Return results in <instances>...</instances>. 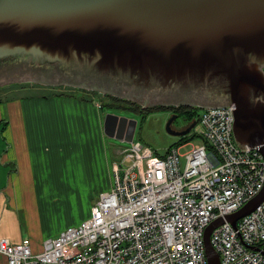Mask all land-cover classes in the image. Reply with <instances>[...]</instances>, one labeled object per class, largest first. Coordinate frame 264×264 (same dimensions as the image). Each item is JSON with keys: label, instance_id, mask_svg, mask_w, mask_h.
Masks as SVG:
<instances>
[{"label": "water", "instance_id": "obj_1", "mask_svg": "<svg viewBox=\"0 0 264 264\" xmlns=\"http://www.w3.org/2000/svg\"><path fill=\"white\" fill-rule=\"evenodd\" d=\"M264 0H0V89L68 85L141 107L232 103L241 150L264 155ZM173 115L167 130L173 129ZM137 118L108 113L105 133L133 142ZM264 200V189L237 221ZM204 235L208 264H221Z\"/></svg>", "mask_w": 264, "mask_h": 264}, {"label": "built area", "instance_id": "obj_2", "mask_svg": "<svg viewBox=\"0 0 264 264\" xmlns=\"http://www.w3.org/2000/svg\"><path fill=\"white\" fill-rule=\"evenodd\" d=\"M235 105L203 108L182 167L180 148L165 155L133 140L113 162L112 189L91 214L33 251L30 239H0L8 264H208L211 234L221 264H264V200L234 226L226 216L264 189V155L241 150L234 136ZM128 163L130 170L123 167Z\"/></svg>", "mask_w": 264, "mask_h": 264}, {"label": "rangeland", "instance_id": "obj_3", "mask_svg": "<svg viewBox=\"0 0 264 264\" xmlns=\"http://www.w3.org/2000/svg\"><path fill=\"white\" fill-rule=\"evenodd\" d=\"M111 97L117 96L68 85H16L0 89V107L3 109L10 103L11 108L21 107L23 103L27 117L49 112L59 123L56 142L49 144L42 141L37 148H34L32 143L28 144L26 154L29 159L27 162L24 158L22 164L23 169L28 168L35 172L41 186L37 188L39 190L29 191L28 199L33 198L36 202H30L27 208L24 206L23 198L27 192H23V197L20 198L24 236L29 237L34 252L43 249L44 240L49 233L77 225L88 218L100 193L106 191L103 189L108 180L111 187L107 190L112 189L114 182L112 160L120 159L118 150L130 144L105 133L106 114L112 112L128 115L129 118L136 117L138 124L135 141L153 148L160 155H164L173 145H182L187 142L180 148L182 167L192 143H201L199 136L193 138L192 133L195 134L193 129L182 136L167 130V122L172 111L166 108L171 106H139L140 109H146L141 113L130 109L131 106L136 107L131 104L136 102L122 97L118 98L128 101L125 107L118 108L114 104L111 106L114 103ZM46 99L53 100L48 104L40 101ZM185 106L196 107L195 105ZM149 108L152 110H147ZM15 114L16 110L11 109L9 112L8 107L5 117L9 119L11 115L14 119ZM186 124L187 121L179 117L174 122L173 129L178 130L180 126ZM31 135L29 132V136ZM11 145L15 148L14 141L8 140L6 148ZM127 166L128 163L124 162L123 167L130 170L131 168ZM16 168V161H11L7 166L8 174H13ZM40 199L46 204L44 205V202L38 204ZM57 235L58 233H55L53 237ZM7 262V256L0 252V264H8Z\"/></svg>", "mask_w": 264, "mask_h": 264}, {"label": "crops", "instance_id": "obj_4", "mask_svg": "<svg viewBox=\"0 0 264 264\" xmlns=\"http://www.w3.org/2000/svg\"><path fill=\"white\" fill-rule=\"evenodd\" d=\"M52 100L46 99L40 101L48 104ZM8 107L9 112H11V109L16 110L14 119L11 118V115L9 116L10 120L8 117H5V113H8ZM51 114L49 112H43L42 114L27 117L23 103L21 107L11 108V103L4 109L0 107V121L8 119V125L0 132V239L6 238L12 243H19L24 238H29L24 236L22 216L20 214V211H22L20 198L23 197V192H27L23 197L24 206L27 208L30 202H36L33 198L28 199L29 191L32 189L39 190L37 188H41V186L39 185L40 183L37 180L35 172L28 168L23 169L22 164L24 158L27 162L29 159L26 154V150L29 148L28 144L32 143V146L37 148L38 144L42 141L48 142L49 144L56 142L55 140L58 138V132L56 131L59 123L56 117ZM29 132L32 134L31 136H29ZM10 139L14 141L15 148H12V145L6 148L8 140L11 142ZM121 150L122 148L118 150L119 154ZM115 160L117 159L114 158L112 161L114 162ZM11 161H16L17 168L13 174H8L7 166ZM109 185L110 180H108L103 190L108 191L107 189L111 187ZM38 202V204H41L44 201L40 199ZM45 204L46 202H44ZM61 231L59 229L56 232L49 233L47 238L53 237L55 233L59 235Z\"/></svg>", "mask_w": 264, "mask_h": 264}, {"label": "trees", "instance_id": "obj_5", "mask_svg": "<svg viewBox=\"0 0 264 264\" xmlns=\"http://www.w3.org/2000/svg\"><path fill=\"white\" fill-rule=\"evenodd\" d=\"M111 99L114 101V103L111 104V106L114 104L116 105L118 108L119 107H125V103H127L128 101H123V100H120L118 97H111ZM119 102V103H118ZM117 103V104H116ZM132 105L136 106V107H132L131 105L127 104L128 106H131L130 109H134L136 111H139L141 113L145 112L146 109H140L139 108V105H137L136 103H131ZM166 109H169V110H174L176 112H179L181 115H185L187 116V119L189 120H195L197 119L199 121V118H200V115H201V110L203 108L199 107V106H196V107H187V106H179V107H168ZM147 110H152L151 108L147 109ZM154 110V109H153ZM8 125V121L7 120H2L0 121V132H2L6 126ZM193 134V138L195 136H199L198 134ZM184 138V137H183ZM173 146H178V145H173ZM172 147V146H171ZM158 154V153H157ZM160 155V154H158ZM160 156H163V155H160Z\"/></svg>", "mask_w": 264, "mask_h": 264}, {"label": "flooded vegetation", "instance_id": "obj_6", "mask_svg": "<svg viewBox=\"0 0 264 264\" xmlns=\"http://www.w3.org/2000/svg\"><path fill=\"white\" fill-rule=\"evenodd\" d=\"M262 70H263V74H264V66L262 67ZM263 77H264V75H263ZM179 106H185V105H175V106H171V107H179ZM172 111V114H171V116L170 117H172L173 115H177V118L173 121V123H172V126H173V124H174V122L179 118V117H183V119H185L186 121H187V124L186 125H184V126H180V128H178V130H184V129H186V128H188L193 122H196V124H195V126L192 128V129H194L196 126H197V124H198V120L197 119H195V120H189V119H187V116H185V115H181L179 112H176V111H174V110H171ZM116 114H118V113H116ZM126 116H128V115H126ZM136 118V117H135ZM137 129V128H136ZM136 135V134H135Z\"/></svg>", "mask_w": 264, "mask_h": 264}]
</instances>
